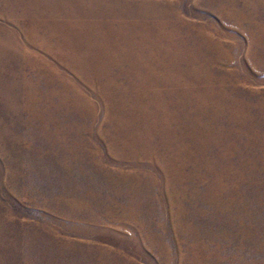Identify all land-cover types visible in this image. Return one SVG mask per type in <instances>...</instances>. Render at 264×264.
I'll return each mask as SVG.
<instances>
[{
    "label": "rangeland",
    "instance_id": "obj_1",
    "mask_svg": "<svg viewBox=\"0 0 264 264\" xmlns=\"http://www.w3.org/2000/svg\"><path fill=\"white\" fill-rule=\"evenodd\" d=\"M0 264H264V0H0Z\"/></svg>",
    "mask_w": 264,
    "mask_h": 264
}]
</instances>
